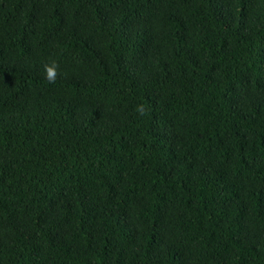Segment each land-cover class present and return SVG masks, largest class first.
<instances>
[{
    "label": "trees",
    "instance_id": "1",
    "mask_svg": "<svg viewBox=\"0 0 264 264\" xmlns=\"http://www.w3.org/2000/svg\"><path fill=\"white\" fill-rule=\"evenodd\" d=\"M0 264H264V0H0Z\"/></svg>",
    "mask_w": 264,
    "mask_h": 264
},
{
    "label": "clouds",
    "instance_id": "2",
    "mask_svg": "<svg viewBox=\"0 0 264 264\" xmlns=\"http://www.w3.org/2000/svg\"><path fill=\"white\" fill-rule=\"evenodd\" d=\"M56 65L53 62L51 65H45V75L49 82H54L56 79Z\"/></svg>",
    "mask_w": 264,
    "mask_h": 264
}]
</instances>
